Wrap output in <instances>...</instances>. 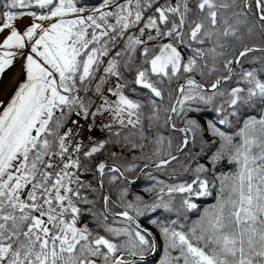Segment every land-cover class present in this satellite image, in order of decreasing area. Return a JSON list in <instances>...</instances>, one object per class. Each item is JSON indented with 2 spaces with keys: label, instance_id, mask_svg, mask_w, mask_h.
<instances>
[{
  "label": "snow or ice",
  "instance_id": "snow-or-ice-1",
  "mask_svg": "<svg viewBox=\"0 0 264 264\" xmlns=\"http://www.w3.org/2000/svg\"><path fill=\"white\" fill-rule=\"evenodd\" d=\"M0 264H264V0H0Z\"/></svg>",
  "mask_w": 264,
  "mask_h": 264
},
{
  "label": "trees",
  "instance_id": "trees-1",
  "mask_svg": "<svg viewBox=\"0 0 264 264\" xmlns=\"http://www.w3.org/2000/svg\"><path fill=\"white\" fill-rule=\"evenodd\" d=\"M211 115H212V113L209 111V112L205 113L204 117H198V118L203 120L204 118H208ZM161 178H163V177H161ZM86 179H87V177H86ZM147 183H148L147 178L144 176H141L140 181L138 182V184L134 188V191L139 192L141 187L145 186Z\"/></svg>",
  "mask_w": 264,
  "mask_h": 264
},
{
  "label": "water",
  "instance_id": "water-1",
  "mask_svg": "<svg viewBox=\"0 0 264 264\" xmlns=\"http://www.w3.org/2000/svg\"><path fill=\"white\" fill-rule=\"evenodd\" d=\"M141 178V177H140Z\"/></svg>",
  "mask_w": 264,
  "mask_h": 264
}]
</instances>
